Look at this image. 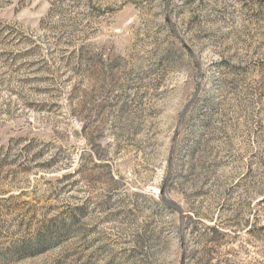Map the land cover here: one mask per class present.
Instances as JSON below:
<instances>
[{
    "label": "rangeland",
    "instance_id": "374dc122",
    "mask_svg": "<svg viewBox=\"0 0 264 264\" xmlns=\"http://www.w3.org/2000/svg\"><path fill=\"white\" fill-rule=\"evenodd\" d=\"M166 3L0 0V264H264V0Z\"/></svg>",
    "mask_w": 264,
    "mask_h": 264
},
{
    "label": "trees",
    "instance_id": "16d2710c",
    "mask_svg": "<svg viewBox=\"0 0 264 264\" xmlns=\"http://www.w3.org/2000/svg\"><path fill=\"white\" fill-rule=\"evenodd\" d=\"M166 1L167 0H165V4L167 5V3L168 2H170V1H168L167 3H166ZM171 30V29H170ZM226 61L225 60H221V61H219V62H215L216 64H220V63H225ZM223 84V83H222ZM198 93V92H197ZM197 93H196V95L192 98V99H189L187 102H185V104L183 105V107H182V109L179 111V114H178V116H177V118H176V120H175V126L178 124V122H179V124L181 125L182 124V121H183V119H184V115L188 112V109L190 108V106L192 105V103H193V101L195 100V98H196V96H197ZM213 106H214V103H213V101H208L207 102V111L209 112V111H211V109L213 108ZM201 123H202V125H203V128H205V129H208V127H209V125H210V116H209V113H206L203 117H202V121H201ZM87 125V124H86ZM179 126V125H178ZM201 142V137H200V140L197 142L198 144ZM175 142H173V146H174V151L173 152H175ZM172 145V144H171ZM202 146V145H201ZM180 153H186V154H188L189 155V153L191 152L189 149H188V147H187V143H186V141L182 144V145H180ZM35 158V157H34ZM1 162H3V161H1ZM47 162H49L50 163V165L52 164V163H54L55 162V158L54 157H51L50 158V160H48ZM172 165H173V157H172ZM105 166H107V165H105ZM173 168V167H172ZM169 169L168 168V166H166V169H165V173H164V176H163V179H162V184L161 185H163L164 184V182H165V186L167 185V184H170L171 183V181L175 178V174H174V172H173V169ZM181 175H179V177H180ZM67 177H69V175H65V178H67ZM177 177V176H176ZM109 179H110V181H113V182H118L119 180L118 179H114V177H112V175H110L109 176ZM160 195V194H159ZM155 206H156V208H157V210H158V212H162V211H164V210H166V209H171V207L170 206H167L163 201H162V199H161V196H159V200L157 201V202H155ZM71 207H67V209H70ZM66 209V213H68V210ZM73 210H81L82 208H80L78 205H75L74 206V208H72ZM182 213H183V211H182ZM195 216V215H194ZM68 220L70 221V224L72 225V224H74L75 222H77V218H76V213H71V214H69L68 215ZM195 217H198V216H195ZM54 220H55V222H57V220H59L58 222L60 223V224H64V219H56V218H53ZM191 216L190 215H186V214H183L182 215V223H180V220H179V215H178V224H177V234L178 235H180V233L182 232H184V230L186 229V230H189V232L191 233V231H190V227L189 226H191L190 225V222H191ZM59 238V237H58ZM57 240V237H55L54 239H50L48 242H47V244H49L48 246H50V244L52 245L53 243L54 244H56L57 242H55ZM53 244V245H54ZM42 252V251H41Z\"/></svg>",
    "mask_w": 264,
    "mask_h": 264
},
{
    "label": "water",
    "instance_id": "95a60500",
    "mask_svg": "<svg viewBox=\"0 0 264 264\" xmlns=\"http://www.w3.org/2000/svg\"><path fill=\"white\" fill-rule=\"evenodd\" d=\"M167 20V23L171 29V32L172 33H175V30H174V27L171 25L170 21L168 20V18H166ZM176 35V34H175ZM177 36V35H176ZM178 37V36H177ZM184 45V48L187 50V52L191 55V57L196 60V57L194 55V53L189 49V47L185 44ZM196 95V93H194L192 95V98ZM191 98V99H192ZM172 151H173V147H171L170 151H169V159H168V168L170 169V166H171V154H172ZM160 193V196H161V199L162 201L167 205V206H170V207H173L174 209H176V211L178 212L179 214V220H180V223H182V211L180 210V208L178 206H176L171 200H169L165 194V190H164V185L161 187V190L159 191ZM185 252V251H184ZM183 264V263H181Z\"/></svg>",
    "mask_w": 264,
    "mask_h": 264
}]
</instances>
